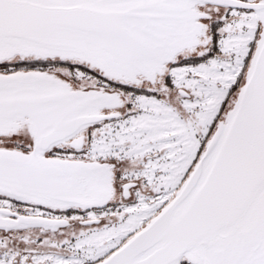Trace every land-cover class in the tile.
<instances>
[{"label": "snow or ice", "instance_id": "1", "mask_svg": "<svg viewBox=\"0 0 264 264\" xmlns=\"http://www.w3.org/2000/svg\"><path fill=\"white\" fill-rule=\"evenodd\" d=\"M0 264H264V0H0Z\"/></svg>", "mask_w": 264, "mask_h": 264}]
</instances>
